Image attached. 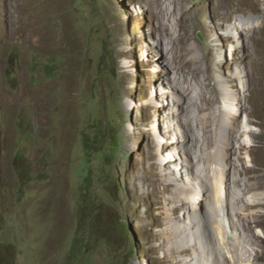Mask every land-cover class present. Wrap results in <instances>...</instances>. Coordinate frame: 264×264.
Instances as JSON below:
<instances>
[{
    "label": "rangeland",
    "instance_id": "374dc122",
    "mask_svg": "<svg viewBox=\"0 0 264 264\" xmlns=\"http://www.w3.org/2000/svg\"><path fill=\"white\" fill-rule=\"evenodd\" d=\"M186 1L200 8L190 24L200 63L219 48L224 75L239 72L238 83L250 82L254 119H263L264 0ZM33 10L48 29L39 44L12 34V23ZM249 17L258 27L242 31L239 44L225 35L234 24L247 27ZM156 27L145 0H0V264H166L164 175L187 181L195 155L172 149L183 121L164 113L177 109V95L159 75L172 55ZM42 87L48 96L37 101ZM238 90L244 98L246 89ZM159 113L168 119L157 121ZM248 128L258 135L242 138L256 145L254 161L246 150L243 163L233 161L251 168L241 176L251 184L242 185L246 195L264 197V129ZM215 197L190 194L199 230V200L214 211ZM242 207L264 213V204ZM226 217L218 219L226 224ZM249 223L240 247L264 264V217Z\"/></svg>",
    "mask_w": 264,
    "mask_h": 264
},
{
    "label": "bare ground",
    "instance_id": "6f19581e",
    "mask_svg": "<svg viewBox=\"0 0 264 264\" xmlns=\"http://www.w3.org/2000/svg\"><path fill=\"white\" fill-rule=\"evenodd\" d=\"M253 1L255 6L260 3L259 0ZM145 2L153 6L157 22L155 31L161 42L168 45L169 57L172 55V60L170 59L167 65L163 66V71L159 74L165 79L164 83H167L177 95V109L165 110L164 113H169L178 122L183 121V130L180 134L182 142L175 144L172 149L179 155L181 153L189 157L195 155L191 175L187 181L164 175L168 186L163 189V197L158 204L164 201L169 205L171 203V207L166 209L169 218L164 221L167 231L164 245L168 251L166 264H259L262 260L260 253H252L251 248L247 246L240 247L247 239L239 231L252 232L250 220L257 223L259 217H264L263 212L257 214L261 211L244 214L242 204L248 211L249 207L264 204V197L258 195L251 197L252 194L249 193L246 195V189L242 185L252 190L251 184L244 182L241 176L251 171V168L242 169L233 161L235 156H239L242 163L246 157L254 161L256 145L254 143L249 145L243 142L242 138L253 140L257 138V133L248 128L250 126H257L261 132L264 129V118L254 119L252 104L256 99V93L251 89L252 87L250 88L249 81L238 83L239 72L237 76H233V79L224 75V64L216 59L220 54L219 48L215 49L218 52L206 53L205 67L200 63L201 57L197 56L191 43L194 30L190 25L197 17L200 8L189 4L186 0H145ZM17 8L20 12L21 4ZM39 22L40 17L36 10L32 13L28 11L24 22L20 20L12 23V34L19 35L20 38L25 35L29 42L35 44L44 42L48 29L42 27ZM247 24V27L234 24L231 28L232 36L228 31L223 30L229 39L239 44L240 38L243 37L242 31L250 33L252 25L254 28L258 27V23L251 17L247 19ZM245 59L246 54L243 57V60ZM202 73H204L203 79H201ZM215 73H219L220 76L215 77ZM238 87L246 89L244 98H240ZM34 95L37 101H41L48 96V88L42 87ZM260 99H264L263 93ZM227 101L229 105L223 106V102ZM244 115L245 122L242 120ZM156 117L157 121L159 117L162 120L168 119L165 114L160 113ZM261 148L264 150V145ZM243 150H246V157L243 156ZM256 181L253 185L255 189L257 185H261L259 178ZM194 189L202 191L211 203L213 202L211 197L215 192L216 205L219 206V209L213 211L210 202L199 200V205L201 203L203 206L201 213L204 217V227L200 230L194 218L197 209H193L190 204V194ZM206 203H208L207 210ZM232 209L239 212L232 215ZM219 215L227 216L226 224L218 219ZM239 223L242 225L240 226ZM228 231L233 241L231 244L230 238L227 239ZM262 232L264 233V230ZM232 251L235 252L236 257L228 254Z\"/></svg>",
    "mask_w": 264,
    "mask_h": 264
},
{
    "label": "clouds",
    "instance_id": "9594fccd",
    "mask_svg": "<svg viewBox=\"0 0 264 264\" xmlns=\"http://www.w3.org/2000/svg\"><path fill=\"white\" fill-rule=\"evenodd\" d=\"M225 35H227V34H225ZM228 36V35H227Z\"/></svg>",
    "mask_w": 264,
    "mask_h": 264
}]
</instances>
